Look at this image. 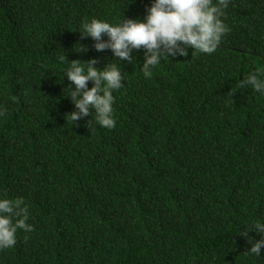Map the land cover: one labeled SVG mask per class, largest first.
Wrapping results in <instances>:
<instances>
[{
	"label": "trees",
	"instance_id": "16d2710c",
	"mask_svg": "<svg viewBox=\"0 0 264 264\" xmlns=\"http://www.w3.org/2000/svg\"><path fill=\"white\" fill-rule=\"evenodd\" d=\"M149 3L0 0V197H23L33 225L0 264H264L239 234L264 220V95L239 87L264 73V0H230L215 52L189 48L150 78L134 49L114 128L65 116L71 60L119 64L80 22L142 19Z\"/></svg>",
	"mask_w": 264,
	"mask_h": 264
},
{
	"label": "clouds",
	"instance_id": "9594fccd",
	"mask_svg": "<svg viewBox=\"0 0 264 264\" xmlns=\"http://www.w3.org/2000/svg\"><path fill=\"white\" fill-rule=\"evenodd\" d=\"M229 4L230 0H150L142 19L123 16L115 22L96 17L83 19L77 29L81 38L90 37L92 48L97 52L110 50L111 60H117L119 64L106 62L98 68L95 66L97 57L83 60V63L79 59L71 60L63 70V77L71 82L66 87V96L74 110L65 114L70 125L86 116L89 117L87 124L91 123L90 115L94 112V122L99 126L107 129L116 126L113 92L124 84L120 62H132L134 49L143 50L141 71L145 78H150L152 69L165 58L186 56L189 48L191 54L215 52L230 31L222 18ZM86 50L79 45L78 51ZM58 59L67 62L65 54ZM249 86L264 95V73L259 70L248 72L240 80L239 87ZM3 111L0 107V115ZM28 220L29 208L23 197H0V250L11 248L17 242L18 229L25 233L33 231ZM250 231L257 233L259 239L253 240L248 235ZM239 234L247 237L250 247L246 252L260 256L264 249V220L245 224Z\"/></svg>",
	"mask_w": 264,
	"mask_h": 264
}]
</instances>
